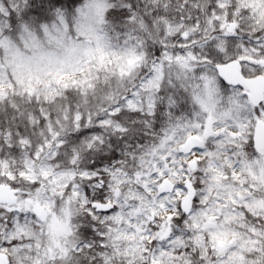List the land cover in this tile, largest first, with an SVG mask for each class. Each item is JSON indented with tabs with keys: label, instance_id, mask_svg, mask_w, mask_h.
Masks as SVG:
<instances>
[{
	"label": "snow or ice",
	"instance_id": "6c2138e0",
	"mask_svg": "<svg viewBox=\"0 0 264 264\" xmlns=\"http://www.w3.org/2000/svg\"><path fill=\"white\" fill-rule=\"evenodd\" d=\"M0 264H264V0H0Z\"/></svg>",
	"mask_w": 264,
	"mask_h": 264
}]
</instances>
